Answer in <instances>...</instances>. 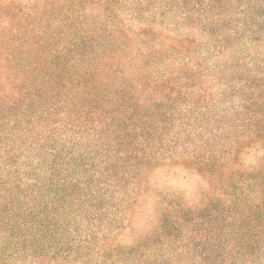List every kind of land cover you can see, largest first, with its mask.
<instances>
[{
    "label": "trees",
    "instance_id": "trees-1",
    "mask_svg": "<svg viewBox=\"0 0 264 264\" xmlns=\"http://www.w3.org/2000/svg\"><path fill=\"white\" fill-rule=\"evenodd\" d=\"M0 264H264V0H0Z\"/></svg>",
    "mask_w": 264,
    "mask_h": 264
}]
</instances>
